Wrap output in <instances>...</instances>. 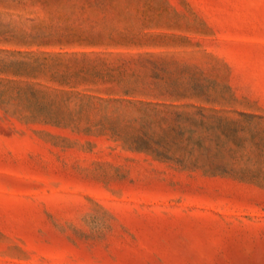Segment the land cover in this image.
<instances>
[{
  "label": "rangeland",
  "instance_id": "rangeland-1",
  "mask_svg": "<svg viewBox=\"0 0 264 264\" xmlns=\"http://www.w3.org/2000/svg\"><path fill=\"white\" fill-rule=\"evenodd\" d=\"M0 264H264V0H0Z\"/></svg>",
  "mask_w": 264,
  "mask_h": 264
}]
</instances>
